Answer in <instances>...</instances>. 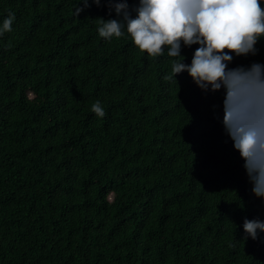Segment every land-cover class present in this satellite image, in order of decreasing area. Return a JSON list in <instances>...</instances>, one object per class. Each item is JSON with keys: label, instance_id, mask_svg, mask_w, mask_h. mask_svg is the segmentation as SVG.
I'll use <instances>...</instances> for the list:
<instances>
[{"label": "trees", "instance_id": "16d2710c", "mask_svg": "<svg viewBox=\"0 0 264 264\" xmlns=\"http://www.w3.org/2000/svg\"><path fill=\"white\" fill-rule=\"evenodd\" d=\"M89 2L0 0V25L15 13L0 36V264H264V233L243 229L264 198L224 131V90L165 80L167 50L100 37L98 17H117ZM256 47L229 67L264 63Z\"/></svg>", "mask_w": 264, "mask_h": 264}, {"label": "clouds", "instance_id": "9594fccd", "mask_svg": "<svg viewBox=\"0 0 264 264\" xmlns=\"http://www.w3.org/2000/svg\"><path fill=\"white\" fill-rule=\"evenodd\" d=\"M79 15L90 7L80 0ZM115 12L117 18L98 17V34L111 40L126 34L150 58L167 55L171 73L165 80H176L187 72L205 92L224 90L223 127L233 148L244 161L243 167L252 192L264 198V63L229 67L235 57L255 56L257 43L264 38L262 0H91ZM135 13V15H133ZM15 13L9 11L0 25V36L12 30ZM195 48L191 63H185L182 47ZM98 118L106 115L101 101L91 105ZM243 229L253 240L264 233V220L244 218Z\"/></svg>", "mask_w": 264, "mask_h": 264}]
</instances>
